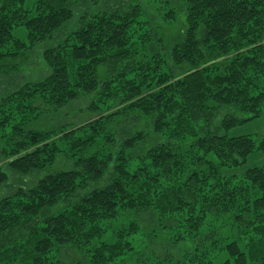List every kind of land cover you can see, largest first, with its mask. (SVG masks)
<instances>
[{"label": "trees", "instance_id": "1", "mask_svg": "<svg viewBox=\"0 0 264 264\" xmlns=\"http://www.w3.org/2000/svg\"><path fill=\"white\" fill-rule=\"evenodd\" d=\"M108 1L117 4L100 9L95 0L83 13L78 0H0L6 74L78 21L43 53L48 73L0 100L6 133L0 188L10 186L11 174L51 171L0 199V264H66L67 248L84 253L89 264H112L131 250L128 238L138 228L119 232L110 244L101 240L109 231L105 222L127 211L156 212L164 226L179 223L188 235L199 234L210 216L234 213L257 243L249 251L242 238L232 240L224 264H264V165L225 175L264 152V138L228 134L264 118V0H184L188 25L154 60L145 55L144 11ZM17 28L27 31L26 40L15 36ZM212 64L220 65L215 75ZM82 98L97 115L92 121L25 128L26 120ZM219 107L233 113L217 124ZM132 115L149 118L151 132L138 131L114 147L112 123ZM61 158L73 166L55 169Z\"/></svg>", "mask_w": 264, "mask_h": 264}, {"label": "rangeland", "instance_id": "2", "mask_svg": "<svg viewBox=\"0 0 264 264\" xmlns=\"http://www.w3.org/2000/svg\"><path fill=\"white\" fill-rule=\"evenodd\" d=\"M120 2H125V5L132 3L133 6H139L144 11L143 20L146 24L142 38L145 39V55L147 56L146 59L149 60L163 56L165 51L164 47L171 48L172 44L174 45L177 42L176 40L181 38L183 29L189 22L187 19L189 9L184 0H120L118 3ZM91 3H95V0H78L79 12L85 13L91 10ZM115 4H117L116 1L98 0L96 7L105 9L115 6ZM77 23L78 21L75 19L65 29L61 30L53 40L47 41L32 50L28 54L27 61L24 62L23 67H20L21 70L17 72L13 70L9 74L0 71V100L7 92L20 88L27 80L37 81L44 74H47L48 69L44 63L43 53L48 47L55 46L61 42L64 35L77 28ZM14 33L16 37L22 40L27 39V31L24 28H17ZM139 49V53L142 55L144 48ZM170 64L174 65V62L172 61ZM218 68H220L219 64H212V75L217 73ZM185 71L186 69H182V72ZM99 74L100 77L103 76V69H100ZM89 103L90 101L88 99L82 98L69 104L64 109H60L56 113H50L44 117L41 115L32 122L31 120H26L27 124L25 128L49 130L63 126L77 127L83 125L92 121L97 116L89 110ZM229 113L232 114L233 112L226 107L217 108L214 115L215 117L218 116V118L214 119V123L216 122L218 124ZM240 116L247 118V114L245 113ZM150 123V119L143 115L122 117L115 123H112L116 134V137H113L115 140L114 147H119L125 138L130 137L132 134L136 135L138 131H147L150 133ZM200 125L203 124L201 123ZM263 132L264 118L241 125L231 130L228 134L232 137L251 135L264 138ZM151 134L154 135L153 133ZM4 137H6V133L0 129V146H4ZM164 139L165 141L169 140L167 137L160 136L158 141ZM176 144H182L187 151L189 150L186 141L180 140ZM174 147L177 148V146ZM59 162L55 169L70 168V166H73L69 161L63 160V158ZM263 165L264 152L255 153L249 157L244 167L227 170L225 171V175H241L248 168ZM49 173L51 171L46 170L25 176L11 174L10 186L0 188V199L21 186L30 187L36 185L42 176L48 175ZM185 177L187 178L188 175ZM235 218L236 214L234 213L222 214L215 217L210 216L199 234L188 235L181 231L179 223L172 222L164 226L165 219L162 220L156 212L127 211L117 220L105 222L109 226V231L101 240L112 244L117 241V234L119 232H123L124 230L127 232L129 231L128 229L133 227L138 228L137 233L132 234L128 238L132 247L131 250L127 251L124 256H121L112 264H208L206 262L202 263V259H206L212 264H224L229 257L226 251V245L231 243L232 240L242 238L245 248L249 251H252L254 243H257L252 233L249 232V234L244 235L242 229L246 232L248 228L239 227ZM62 255L66 264H89L90 262L89 257L73 248L65 249Z\"/></svg>", "mask_w": 264, "mask_h": 264}, {"label": "crops", "instance_id": "3", "mask_svg": "<svg viewBox=\"0 0 264 264\" xmlns=\"http://www.w3.org/2000/svg\"><path fill=\"white\" fill-rule=\"evenodd\" d=\"M264 133V132H263Z\"/></svg>", "mask_w": 264, "mask_h": 264}]
</instances>
